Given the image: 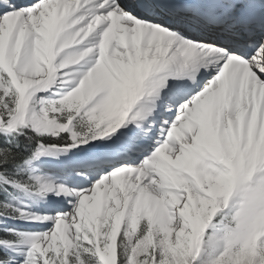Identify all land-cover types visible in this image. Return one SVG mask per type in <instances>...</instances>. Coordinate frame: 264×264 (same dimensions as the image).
<instances>
[{
	"label": "snow or ice",
	"instance_id": "obj_1",
	"mask_svg": "<svg viewBox=\"0 0 264 264\" xmlns=\"http://www.w3.org/2000/svg\"><path fill=\"white\" fill-rule=\"evenodd\" d=\"M0 264H264V0H0Z\"/></svg>",
	"mask_w": 264,
	"mask_h": 264
}]
</instances>
